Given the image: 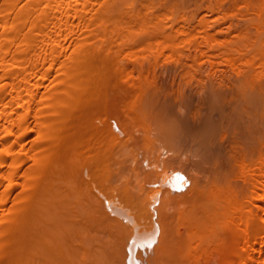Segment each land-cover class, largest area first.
I'll return each instance as SVG.
<instances>
[{
  "label": "bare ground",
  "instance_id": "bare-ground-1",
  "mask_svg": "<svg viewBox=\"0 0 264 264\" xmlns=\"http://www.w3.org/2000/svg\"><path fill=\"white\" fill-rule=\"evenodd\" d=\"M187 2L0 0V264H264V131L207 176L143 108L167 52L261 82L264 0Z\"/></svg>",
  "mask_w": 264,
  "mask_h": 264
},
{
  "label": "rangeland",
  "instance_id": "rangeland-1",
  "mask_svg": "<svg viewBox=\"0 0 264 264\" xmlns=\"http://www.w3.org/2000/svg\"><path fill=\"white\" fill-rule=\"evenodd\" d=\"M186 1H188L184 3L187 4L186 9L193 10L195 7L193 0ZM202 45L204 46V51L208 50L204 44ZM183 48L187 49L186 47ZM190 49L192 51V48ZM194 51L193 49L189 53L194 54ZM176 58L177 55L171 52H167L158 58L156 67L150 73L152 85L151 88H148L149 99H146L143 104L144 111L151 113L152 122H156L157 126L159 124L160 128H166L164 129V132L168 134L164 137L166 139V142H164L168 145V150H166V153L167 151L168 153L165 154L166 160L168 162L173 160L174 162L172 163L182 164V166L187 168L190 166V162H193L192 164H195L194 166L198 164L199 168L196 167L202 170L203 173L206 172L204 174L207 176H211L213 172H216L213 171L214 167L217 170L227 169L231 178H238L239 181L238 173L240 168L237 165L246 161L247 154L255 149L252 143L253 139H250L252 138L250 137L252 131L254 134H261L264 131L263 77L258 75L262 83L254 79V81L259 82V86L257 82L255 84L252 77V80L250 79V76L247 77L250 80L246 78L248 81L244 79L246 83H242L243 80L240 82L241 77H235L236 72L233 73L234 71L228 65L217 58H213V56H204L201 60L195 61L187 53L179 60L180 65L177 61L179 57L177 60ZM211 59L216 60L214 67L210 64ZM176 64L180 66L179 71L177 70L178 72L173 68L177 66ZM236 75L240 74L236 73ZM258 76L255 77L259 79ZM206 123L207 125H205ZM247 125H249V128ZM198 126L203 128L201 132L198 130L202 133L200 138L201 141L203 140L202 142L198 141L200 136H197L198 139L195 140L191 136L195 137L193 133L198 129ZM166 131L169 133L171 131L175 135L180 134L179 138L181 139L179 140L183 139V143H178V148L181 145L179 150L176 147L177 142H179L177 140L178 137L173 136L174 139L170 142V138L167 137L169 133ZM198 131L196 135H198ZM203 135L206 139H204ZM246 138L250 140H246ZM123 140V144L119 145V148L121 146L125 148L123 157H119V170L128 179L145 174L149 167L145 166L142 160L126 158L141 149L134 146L126 138H123ZM184 140L187 142L185 143ZM192 140H197L198 144L201 142L200 144L203 143V145L200 146L199 144L198 147L196 143H192ZM204 140H206L207 144L204 143ZM188 141L194 146L190 145ZM174 142L176 145L173 144ZM172 146L175 150L172 149ZM227 148H229L230 157L228 152H226ZM141 151L144 155L145 152ZM175 151L179 158L176 156ZM177 159H180L178 160L179 162H177ZM204 159L207 161L205 162ZM183 160H186V163ZM208 160L211 165L213 164L212 166L210 162L208 164ZM215 162L217 166L214 164ZM207 164L212 169H209Z\"/></svg>",
  "mask_w": 264,
  "mask_h": 264
}]
</instances>
